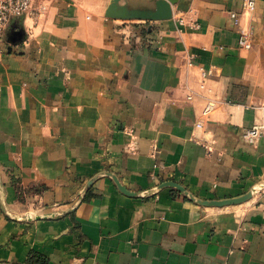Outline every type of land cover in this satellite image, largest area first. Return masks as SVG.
<instances>
[{
    "label": "crops",
    "instance_id": "obj_1",
    "mask_svg": "<svg viewBox=\"0 0 264 264\" xmlns=\"http://www.w3.org/2000/svg\"><path fill=\"white\" fill-rule=\"evenodd\" d=\"M157 1L34 0L10 20L0 264H264V133L242 135L264 125V0L106 15Z\"/></svg>",
    "mask_w": 264,
    "mask_h": 264
},
{
    "label": "built area",
    "instance_id": "obj_2",
    "mask_svg": "<svg viewBox=\"0 0 264 264\" xmlns=\"http://www.w3.org/2000/svg\"><path fill=\"white\" fill-rule=\"evenodd\" d=\"M34 0H0V42L5 37V30L14 17L24 16L29 12ZM257 0H241L242 8L247 11H253L256 8ZM231 16L236 20L237 13L231 12ZM183 23L182 19L178 20ZM191 27H196L197 24H191ZM238 44L244 48H250L251 42L248 35L241 34L238 38ZM205 75V73H202ZM215 104L209 101L202 110V115L207 116L213 110ZM264 133L263 124H254L250 128H246L242 135L247 141H253Z\"/></svg>",
    "mask_w": 264,
    "mask_h": 264
},
{
    "label": "water",
    "instance_id": "obj_3",
    "mask_svg": "<svg viewBox=\"0 0 264 264\" xmlns=\"http://www.w3.org/2000/svg\"><path fill=\"white\" fill-rule=\"evenodd\" d=\"M106 15L108 17L122 18V19L133 17V18H145L149 20H165L171 18V8H170V3L166 0H158L156 2L155 10L148 12L138 11V10H128L122 7H118L116 3L112 2L106 10ZM22 38H23L22 32H16L13 37L9 35V42H11L12 44H16L20 42ZM108 175L114 178V180L116 181V183L118 184L119 188L122 191H126L125 188L118 183V180L115 177V175L111 173H109Z\"/></svg>",
    "mask_w": 264,
    "mask_h": 264
},
{
    "label": "trees",
    "instance_id": "obj_4",
    "mask_svg": "<svg viewBox=\"0 0 264 264\" xmlns=\"http://www.w3.org/2000/svg\"><path fill=\"white\" fill-rule=\"evenodd\" d=\"M33 259H34L33 256H31V258H30V262H33V263H34L35 260H33ZM33 263H32V264H33Z\"/></svg>",
    "mask_w": 264,
    "mask_h": 264
}]
</instances>
